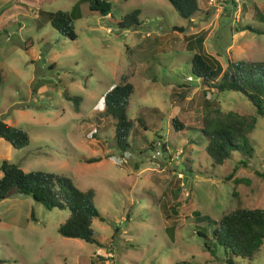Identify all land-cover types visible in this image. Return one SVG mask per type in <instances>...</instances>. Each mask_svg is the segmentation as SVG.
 Segmentation results:
<instances>
[{"label": "rangeland", "instance_id": "1", "mask_svg": "<svg viewBox=\"0 0 264 264\" xmlns=\"http://www.w3.org/2000/svg\"><path fill=\"white\" fill-rule=\"evenodd\" d=\"M109 1L107 15L80 3L71 39L49 24L47 13L69 10L76 0H0V120L28 137L20 148L0 138V161L93 189L102 217L90 222L102 245L98 254L93 243L57 233L67 209H47L10 191L0 199V264H220L226 254L210 235L220 216L236 206L264 208V176L257 174L264 171V114L240 92L207 88L192 76L195 49L185 41L202 33L204 52L222 69L227 61L264 60V0L221 11L217 0H196L189 19L167 0ZM134 8L139 24L118 27ZM247 24L257 32L240 29ZM122 74L133 87L126 114L142 119V125L134 120L125 151L114 146L113 119L102 113L103 94ZM63 91L79 96L76 108ZM204 101L214 102L206 114ZM227 112L243 118L252 156L242 165L231 152L212 167L200 118ZM173 117L181 128L172 127ZM231 257L264 264V243L252 259Z\"/></svg>", "mask_w": 264, "mask_h": 264}, {"label": "trees", "instance_id": "2", "mask_svg": "<svg viewBox=\"0 0 264 264\" xmlns=\"http://www.w3.org/2000/svg\"><path fill=\"white\" fill-rule=\"evenodd\" d=\"M167 1L176 14L184 19L191 18L197 10L196 0ZM83 2L87 3L88 9L100 15L110 14L109 0H76L69 10L49 11L47 13L49 24L62 35L74 38L72 21L80 17L79 5ZM138 12V8H134L124 13L116 25L120 28L138 25ZM178 29L181 30V27ZM240 29L257 32L248 24ZM203 37L202 33H194L187 36L189 41H185L187 49H195L190 57L191 75L203 81L207 88L240 92L255 107L258 114H264V60L227 61L222 69L213 56L204 52ZM132 89L131 83L126 81L122 74L119 81L102 96V113L113 119V142L119 151H125L129 147L127 137L133 128L134 120L142 125L140 114L134 119L126 114V104ZM63 96L72 100L74 108L78 106L79 96H69L65 91ZM213 106V101H204L202 106L205 108L204 113L206 114ZM171 124L174 129L181 128V124L174 117L171 119ZM247 129L243 118H237L231 112L216 117L200 118L198 130L200 138L204 140V151L212 167L220 165L231 152L241 156L239 164H246L247 158L251 157L253 152V147L246 135ZM0 138L15 148H20L28 142L27 133L23 129L2 120H0ZM98 159L95 156L89 160ZM257 174L264 176V171ZM10 191L28 195L47 209L52 207L67 209L66 218L57 225V233L64 237L93 243L96 247L102 246L94 237L90 226L91 218L102 220L93 204V189L77 188L67 175L37 169L23 171L16 163L2 159L0 161V199ZM194 215L197 223L203 221L204 217H200L197 212H194ZM200 227L197 226L196 233L204 238L203 244L209 248L208 236L205 229ZM210 235L213 242L226 254L220 264H236L231 256L252 259L264 243V208L236 206L220 216L217 224L211 228ZM174 264L194 263L178 260Z\"/></svg>", "mask_w": 264, "mask_h": 264}, {"label": "built area", "instance_id": "3", "mask_svg": "<svg viewBox=\"0 0 264 264\" xmlns=\"http://www.w3.org/2000/svg\"><path fill=\"white\" fill-rule=\"evenodd\" d=\"M241 2V0H217L216 1V5L217 7L219 8V11H221L224 6L226 5H229V7H233V6H236L238 7L239 3ZM95 252L98 253V254H101V247H97L95 249Z\"/></svg>", "mask_w": 264, "mask_h": 264}]
</instances>
